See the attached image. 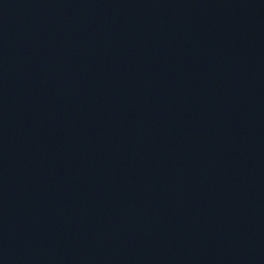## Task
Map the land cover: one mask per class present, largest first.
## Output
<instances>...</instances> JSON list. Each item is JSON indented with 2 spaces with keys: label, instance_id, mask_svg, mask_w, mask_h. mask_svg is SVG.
Wrapping results in <instances>:
<instances>
[{
  "label": "water",
  "instance_id": "95a60500",
  "mask_svg": "<svg viewBox=\"0 0 264 264\" xmlns=\"http://www.w3.org/2000/svg\"><path fill=\"white\" fill-rule=\"evenodd\" d=\"M0 264H264V0H0Z\"/></svg>",
  "mask_w": 264,
  "mask_h": 264
}]
</instances>
